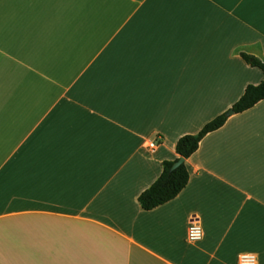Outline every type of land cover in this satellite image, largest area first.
I'll return each mask as SVG.
<instances>
[{"label": "crops", "instance_id": "0c3cea01", "mask_svg": "<svg viewBox=\"0 0 264 264\" xmlns=\"http://www.w3.org/2000/svg\"><path fill=\"white\" fill-rule=\"evenodd\" d=\"M242 54L264 63V0H0V264H264V99L137 200L261 82Z\"/></svg>", "mask_w": 264, "mask_h": 264}, {"label": "trees", "instance_id": "16d2710c", "mask_svg": "<svg viewBox=\"0 0 264 264\" xmlns=\"http://www.w3.org/2000/svg\"><path fill=\"white\" fill-rule=\"evenodd\" d=\"M241 57L251 67L259 69L263 78L259 84L245 87L242 96L230 108L235 114L253 107L264 99V63L245 54H242ZM225 114L222 113L206 123L197 134L184 135L177 140L175 144L177 158L173 161L163 162L160 176L138 196L137 200L141 209L149 211L159 207L173 200L182 191L188 181L185 164L182 163L172 171L170 170L171 166L180 157L184 160L188 159L197 150L199 142L206 134L219 129L224 124L227 119Z\"/></svg>", "mask_w": 264, "mask_h": 264}, {"label": "built area", "instance_id": "2783aa9c", "mask_svg": "<svg viewBox=\"0 0 264 264\" xmlns=\"http://www.w3.org/2000/svg\"><path fill=\"white\" fill-rule=\"evenodd\" d=\"M153 143L148 144V148L153 149ZM202 238V231L197 220H191L186 232V239L190 243L198 242ZM238 264H254V258L251 255H241L238 258Z\"/></svg>", "mask_w": 264, "mask_h": 264}, {"label": "water", "instance_id": "95a60500", "mask_svg": "<svg viewBox=\"0 0 264 264\" xmlns=\"http://www.w3.org/2000/svg\"><path fill=\"white\" fill-rule=\"evenodd\" d=\"M233 114V111L230 109L226 112V116H230ZM182 163H184V159L182 157H180L176 162L173 163V165L171 166L170 170H174L176 169L179 165H181Z\"/></svg>", "mask_w": 264, "mask_h": 264}]
</instances>
